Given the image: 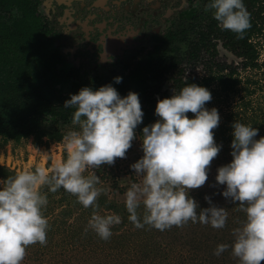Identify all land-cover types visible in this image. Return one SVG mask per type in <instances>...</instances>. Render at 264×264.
Masks as SVG:
<instances>
[{
    "label": "clouds",
    "instance_id": "clouds-1",
    "mask_svg": "<svg viewBox=\"0 0 264 264\" xmlns=\"http://www.w3.org/2000/svg\"><path fill=\"white\" fill-rule=\"evenodd\" d=\"M205 10L212 11L218 27L238 38L251 27L244 0H207ZM121 80L114 77L115 83ZM211 99L208 88L186 83L178 92L157 100L154 113L158 119L142 128L143 155L130 165L142 181L125 193L128 219L135 227L147 224L163 231L189 220L213 228L225 226L224 207L206 195L209 206L201 208L189 195L208 180L211 161L222 148L213 132L220 121L218 110L205 107ZM64 108L75 109L72 119L79 125V130L63 137L66 158L51 169L37 166L0 179V264H21L29 245L47 243L49 224L43 209L48 200L40 188L47 186L49 192L63 188L83 207L97 206L104 189L96 187V175H84L85 169L125 158L144 116L138 93L121 96L111 83L96 89L82 87L64 101ZM189 112L194 115L189 117ZM231 127L232 159L217 168L215 182L224 186L220 194L245 214L242 225L233 230L232 255L239 264H260L264 260V136L257 139L256 127L238 121ZM141 205L142 217L137 212ZM119 223V215L93 212L88 226L107 240L112 226ZM229 247L218 244L214 255Z\"/></svg>",
    "mask_w": 264,
    "mask_h": 264
},
{
    "label": "rangeland",
    "instance_id": "rangeland-1",
    "mask_svg": "<svg viewBox=\"0 0 264 264\" xmlns=\"http://www.w3.org/2000/svg\"><path fill=\"white\" fill-rule=\"evenodd\" d=\"M261 2L264 0H257L255 4L246 7L253 26L260 29V33L255 30L251 38V44L255 47L257 54L254 60L250 55L244 54V47L240 42L228 36L229 30H222L218 27L212 11L208 10L195 32L196 35L182 47L180 54L171 56L165 62L156 78L150 83L148 91L154 92V89L160 88V91L157 90L154 95L160 99V94L170 88L174 76L171 68L173 63L180 62L186 66L187 75H197L202 78L207 72L206 62L212 58L214 62H225L236 67V75L240 79L235 92L230 93L228 97L221 91H219L221 94L217 95L211 93L212 99L205 105L209 109L215 107L218 110L219 124L231 111H239L247 117L254 113L261 115L264 111V10L258 13ZM208 89L210 92L211 89L219 90V86L215 82ZM70 90V85H66L64 92ZM247 102L250 103L249 107L244 105ZM187 115L192 117L194 114L189 112ZM64 129L68 133L72 130H79V125L72 123ZM260 131H264V128ZM135 132L137 136L133 139L125 158H116L115 162L109 166L103 164L99 167L85 169L84 175H96L99 179L96 187L104 189L97 198L96 205L100 203V200L106 199L107 206L104 204L100 207L85 208L77 201L75 195L66 192L63 188L55 192H49L47 186L40 188L48 200L43 209V215L52 229L59 228L60 230L53 240L54 243L56 242L57 251L55 252L53 249L56 247H53L47 251L46 255L33 259V253H29L26 249V255L21 264H151L150 261L141 260L155 254L159 256L163 254V257L154 256L156 260L153 264H181L184 262L183 254L187 252L179 236H187L185 240L190 242L187 249L197 244V250L200 251L197 253L202 257L199 262H204L203 260H206L205 264L209 261L221 262L222 254L219 260L215 259V255L210 254L212 251L214 254V249L218 244H228L231 247L234 239L233 230L241 226L245 219V214L239 209V205L232 204L220 194L224 186L215 182L217 168L232 159L231 148H228L227 152L225 148H221L218 155L211 161L208 180L203 186L191 189L189 195L198 202L201 208L209 206L205 196H210L214 204L225 208L228 214L227 220H233L232 223L226 221L223 228H213L199 221L196 223L188 221L182 226H172L163 231L147 224L137 228L128 219L129 213L124 203L126 191L133 183L139 184L142 181V177L130 168V165L143 155L142 141L139 138L142 134L139 131ZM56 155H59L61 161L67 155L63 140L49 142L45 139L44 143L36 146L33 137L22 139L20 142L13 140L6 142L0 137V166L15 174L34 170L37 166L51 169L55 164ZM93 212L100 215L116 214L121 217V223L112 226V235L107 240L101 239L88 226ZM137 212L138 216L142 217L143 205L137 209ZM67 233L74 237L71 235V238L65 240ZM146 238L153 242L152 249L148 247L150 243ZM172 247L175 248L172 249ZM165 253H169L168 256ZM143 254L147 256L143 257ZM260 264H264V260Z\"/></svg>",
    "mask_w": 264,
    "mask_h": 264
},
{
    "label": "trees",
    "instance_id": "trees-1",
    "mask_svg": "<svg viewBox=\"0 0 264 264\" xmlns=\"http://www.w3.org/2000/svg\"><path fill=\"white\" fill-rule=\"evenodd\" d=\"M256 1L244 0V4L247 7L255 4ZM36 8L37 4L34 0H0V137L6 142L9 140L20 142L22 139L33 137L34 144L39 146L44 143L45 139L49 142H61L67 134L64 127L73 123L72 117L75 109L64 108V101L69 99L71 94L77 93L85 86L96 89L101 85H88L86 82H79V84L72 85L71 94L64 92L71 73L55 44L56 37L51 36L47 27L42 23L41 17L36 14ZM263 10L264 2H261L258 13ZM250 21L251 27L245 30L242 38H238L237 34L230 30L228 36L232 40L240 42L244 47V54L250 55L254 60L257 54L255 47L251 44V38L255 30L260 33V29H256L253 26V21ZM189 30L196 32L197 26H190L188 29L182 30L178 39H176L177 35L174 36L175 39L181 43L185 42L188 39ZM180 48L179 45H173L168 50L175 54L179 53ZM162 54L165 55L166 52ZM163 55L146 56L142 63H139V68L128 75L120 76L122 77L120 83H115L114 77L106 83H111L121 96L126 95L129 91L138 93L144 116L142 123L134 131H139L140 134H142L141 130L145 125L157 120L154 109L158 98L154 95L157 90L160 91V88L154 89V92H150L148 89L150 81L156 78L155 73L159 67L167 61V56ZM158 65L159 67H157ZM206 66V74L199 78L197 75H187V67L180 62L173 63L171 65L174 74L172 84L170 88L160 94L159 98L171 96L174 91L178 92L186 83H196L210 88L216 82L219 90L211 89V93L217 95L221 94L219 93L221 91L227 95L226 97L237 90L236 87L240 83V79L236 75V67L225 62H214L212 58L206 62ZM226 70L228 72H225ZM244 105L249 107L250 103L247 102ZM244 112L246 113V111ZM261 115L254 113L247 117L239 111L227 113L222 123L213 129L214 139L222 143V149L225 148L224 150L227 152L232 140L231 125L234 121L256 127L258 129L257 139L264 136V131H260L264 128V111ZM14 175V172L0 166V178L5 179ZM105 203L106 199H102L97 207L103 206ZM105 205L107 206V204ZM231 221L233 220H227L228 223H232ZM59 232V228L52 229L49 226L45 245L36 243L27 247L28 252L33 253V259L34 257L39 259L40 256L46 255L47 251L53 247H56L53 250L57 251L56 242L54 243L53 240ZM66 235L65 240L71 238L72 234L68 235L67 233ZM179 237L183 240L182 244L187 252V254H183L184 262L181 264H205L206 260L199 262L202 257L198 254L200 251L197 250V244L187 249L190 245V242L185 240L187 236ZM148 242L150 243L148 247L152 249L153 242L151 240ZM199 247L201 248V246ZM174 248L172 247V249ZM209 248L211 249V246ZM34 254L36 255L34 256ZM168 254L165 253L166 256ZM210 255H214L213 251ZM144 256L147 255L143 254ZM154 256L162 258L163 254L162 256L151 255L150 258H144L141 261H150L153 264L156 260ZM221 256V262L209 261L207 264H239L238 258L232 255L231 247L226 249ZM219 258L220 255H215L216 260Z\"/></svg>",
    "mask_w": 264,
    "mask_h": 264
},
{
    "label": "flooded vegetation",
    "instance_id": "flooded-vegetation-1",
    "mask_svg": "<svg viewBox=\"0 0 264 264\" xmlns=\"http://www.w3.org/2000/svg\"><path fill=\"white\" fill-rule=\"evenodd\" d=\"M34 2L36 14L51 36L56 37L55 44L69 67L68 94L72 93V85L79 82L102 86L112 77L128 75L151 54L166 52L163 56L167 60L180 54L196 33L189 30L188 39L182 43L176 40L179 33L190 26L198 28L208 12L207 0ZM173 45L181 47L179 53L168 50ZM164 64L157 66L156 75Z\"/></svg>",
    "mask_w": 264,
    "mask_h": 264
},
{
    "label": "bare ground",
    "instance_id": "bare-ground-1",
    "mask_svg": "<svg viewBox=\"0 0 264 264\" xmlns=\"http://www.w3.org/2000/svg\"><path fill=\"white\" fill-rule=\"evenodd\" d=\"M61 161L59 155H56L54 162Z\"/></svg>",
    "mask_w": 264,
    "mask_h": 264
}]
</instances>
